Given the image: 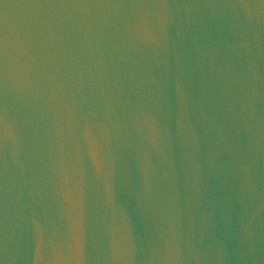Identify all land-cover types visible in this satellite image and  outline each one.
Listing matches in <instances>:
<instances>
[{"label": "water", "instance_id": "1", "mask_svg": "<svg viewBox=\"0 0 264 264\" xmlns=\"http://www.w3.org/2000/svg\"><path fill=\"white\" fill-rule=\"evenodd\" d=\"M0 264H264V0H0Z\"/></svg>", "mask_w": 264, "mask_h": 264}]
</instances>
